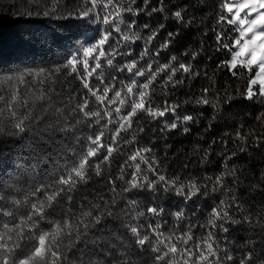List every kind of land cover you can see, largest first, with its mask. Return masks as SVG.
I'll return each instance as SVG.
<instances>
[{"label": "trees", "instance_id": "16d2710c", "mask_svg": "<svg viewBox=\"0 0 264 264\" xmlns=\"http://www.w3.org/2000/svg\"><path fill=\"white\" fill-rule=\"evenodd\" d=\"M137 2L142 4V0ZM163 3L166 9L164 12L152 13L150 16L147 13H141L138 17L125 14L126 20H137L139 27L135 28V31L145 39L151 33L149 29L143 28L144 24H149L152 29H157L163 24L164 28L159 30L157 38L149 45L145 44V39H140L120 47L121 52H127L129 55L116 56L115 69L109 67L102 57V67L97 70L98 73H103L102 78L108 83L113 82L111 77H117L116 86L122 88L120 81L127 83L131 74L126 70L120 72L117 69L130 60H139L140 52L147 47L149 54L139 60L138 67L152 64L155 68L157 65L169 63L171 57L175 56L177 60L172 63L176 67H179L180 63L191 65L193 71L200 75L189 79L187 74L178 72L174 79L183 78L185 83L176 87L171 85L164 87L163 80L166 77L163 73L160 74L149 90L152 106H163L165 101L173 105L178 104L176 114L169 113L159 120L141 115L138 123L134 119L133 130H136L137 143L124 145L121 139L120 151L113 153L110 163L101 165L103 176L97 177L94 172L90 173L91 178L88 183L79 185L78 190L72 193L76 201L73 207L78 210L79 202L83 197L94 200L98 193L107 195L110 187L107 184L108 177L115 178L118 175L120 166L127 159L128 154L138 148L148 147L152 149V152L146 155L149 159L155 157L159 160L161 174L166 175L168 179L179 176L183 183L194 180L201 185L207 184L210 194L197 195L189 200L177 196L175 192H161L158 198H153L148 192L133 190L132 193L125 195L139 201L142 208L159 206L164 209L159 217L153 218L149 215L133 223H141L145 226L144 230H147L146 226L149 223H160L165 235L173 232L179 235L191 228V233L196 238H200L207 235L208 229L199 225L205 224L212 209L216 208L221 200H225L228 205L226 210L234 219L242 220L244 216L249 215L252 218L251 225L246 222L225 223V227L229 229L227 233L218 229L213 230L221 247L231 248L238 259L251 247L259 251L264 246V230L257 223L264 219V191L261 187H254L260 183L259 174L261 170H264V139H260L264 137V126L256 120V116L264 112V106L256 101L245 100L239 95L247 86L249 74L246 70L237 69L238 75L233 76L230 71L217 68L221 61L231 59L229 51L220 48L217 44L213 32V28L220 31L222 27L217 24L220 0H163ZM90 6L86 0H59L58 4L56 0H0V96L10 98L12 92L18 89L21 98L27 96L31 103L32 92L38 94L47 91L55 107L64 109L67 115H77L70 110L83 99L85 90L82 89L76 74L69 75L71 68H66L64 65L68 60L75 58L81 61L77 72H83V49L94 45L106 31L111 29L109 25L103 23L102 6L95 10L98 16L94 14L90 18L80 19L75 16L71 19L61 17H66L74 10ZM152 6H159L157 0H152ZM53 7L56 8L54 13L51 12ZM180 8L185 9L183 22H177L172 17V12ZM29 11L34 13L31 17L27 15ZM37 12L40 15H35ZM44 12H49L50 15L44 16ZM61 24L64 25L63 28L59 27ZM230 27L223 25L226 33L224 43H234V40L239 37L238 32L228 30ZM121 28L123 29L124 25H121ZM53 32L60 38L54 40ZM170 32L176 34L171 44L166 49H160V45L169 38ZM117 36L118 34L113 33L110 38L109 44L112 47H119L116 44ZM109 44H105L104 48L109 49ZM158 50L159 54H157ZM193 56H195L194 59ZM89 63L94 64L95 61H89ZM57 68L60 69L59 72L55 71ZM21 74H24L26 84H20L16 79L11 82L7 80L9 76L19 77ZM208 77H212L215 81L213 91L203 93L202 89L211 86ZM137 79L141 83L144 82L143 78ZM91 83L94 88L102 87L96 75L91 77ZM29 89L32 91L30 92ZM217 94L219 97L217 109L211 105H198L194 102L202 95H207L215 102ZM228 95H231L233 99L227 100ZM88 99L94 111H110L116 106L112 105L108 109H103L95 102L94 97H88ZM185 101L188 102L185 103ZM4 107V102L0 101V108ZM41 107L42 105L38 103L34 114L42 115ZM128 110L130 109L125 107L121 114ZM17 111L24 112L25 109L18 107ZM111 115L113 121H118L119 117L114 111ZM176 115L181 118L184 115H191L194 121L183 124L177 129H164L165 120L171 122ZM78 118L80 123L76 125L74 134L69 133L67 136L60 132L55 134V143L62 145V150H49L48 159H40L39 166L36 165L37 157L29 155L28 145L34 139L31 133H24L19 137L0 133V185H2L0 195L5 197L4 200H0V206L14 212L13 216L0 215V233L4 232V224L11 227L19 222L20 216L26 210H29L28 205L14 208L11 201L15 199L23 201L25 195L34 188L49 183L54 169L63 170L65 166L71 167L87 151L89 147L87 138L90 135L103 131V142L111 143L109 138L118 127L117 123H108L107 116L102 119L93 117L90 121L83 118L82 114H78ZM45 119H55V117H45ZM97 119L99 123H96ZM69 122L75 123L74 120ZM0 126L8 127L6 112L3 117H0ZM183 127H188L190 131L185 133ZM138 128L144 130L141 132ZM237 130L248 137L246 143L235 139ZM249 132L252 135H248ZM121 137L131 138L128 133H121ZM241 147H246L247 151L240 152ZM232 153L236 155L232 156ZM104 154L106 149L101 150L100 159ZM225 156H230L231 159L225 161ZM92 163L93 165L97 163V157L92 158ZM225 163H227V169L224 167ZM147 167L148 165L141 164V168L145 170L149 179H156L153 174L146 171ZM233 169L239 178L238 181L231 176H226V189L211 192L212 182L205 178L209 176L214 178L221 172ZM117 184L121 182L117 181ZM233 197L236 198L237 203H233ZM36 198L30 197L31 200ZM123 203L122 201L121 206ZM237 204L243 208V212L238 210ZM63 206L67 208V202ZM177 210H183L185 213L183 220L179 222L173 220L171 216V213ZM51 217L57 218L55 213H51ZM125 223L127 221L123 219H110L107 222V228L96 233V238L102 237L105 241H114L119 238L128 244L131 234L124 226ZM41 226L49 227L46 221L41 222ZM225 236L229 238L228 241L224 240ZM246 242H250L248 247H242ZM79 247L86 249L89 255L93 252L97 256L102 255L99 246L91 242L87 246L81 244ZM145 247L148 248L147 251L134 250L133 252L132 258L137 264H152L155 253L149 246Z\"/></svg>", "mask_w": 264, "mask_h": 264}, {"label": "snow or ice", "instance_id": "6c2138e0", "mask_svg": "<svg viewBox=\"0 0 264 264\" xmlns=\"http://www.w3.org/2000/svg\"><path fill=\"white\" fill-rule=\"evenodd\" d=\"M157 2L159 6L153 7L152 0H142V4L137 0H86V3L91 5L90 7L74 10L69 12L66 17H61L62 19H71L75 16L80 19L90 18L94 14L98 16L95 10L102 6L103 23L109 25L111 29L106 31L94 45L83 49V72H77L81 61L75 58L68 60L64 65L66 68H71L69 75L76 74L82 89L85 90L83 99L70 110L71 113L77 115H67L64 109L55 107L52 97L47 91L38 94L32 92L31 103L27 96L21 98L18 89L12 92L10 98L0 96V101H3L5 105L4 108H0V117H3L6 112L8 124V127L0 126V133L10 137L31 133L34 139L28 145L29 155L37 157V166H39L40 159H48L49 150H62V145L55 143V134L57 132L64 133L65 136L69 133L74 134L76 125L80 123L78 114H82L83 118L90 121L93 117L102 119L107 116L109 117L108 123L118 124L109 138L111 143L103 142V131L90 135L87 138L89 143L87 151L71 167L65 166L63 170L54 169L49 183L34 188L25 195L23 201L20 199L11 201L14 208L28 205L29 210L20 216L18 223L11 227L8 224L3 225L4 232L0 233V264H137L132 258L133 252L134 250L147 251L148 248L145 246H149L150 250L155 253L152 264H264V246L259 251L255 247H251L238 259L231 248L221 247L214 229L227 233L229 229L225 227V223L241 224L246 222L252 224L250 215L244 216L242 220L234 219L226 210L228 205L225 200H221L220 204L212 209L205 224L199 225V227L208 229L207 235L200 238H196L191 233V228L179 235L175 232L165 235L161 230L160 223H149L146 226L147 230H144L145 226L141 223H133L139 221L141 217L149 215L153 218L159 217L164 212V209L159 206L142 208L139 201L125 195L132 193L133 190L148 192L152 194L153 198H158V194L161 192H175L177 196L189 200L197 195L207 196L210 194L207 184L201 185L194 180L183 183L179 176L168 179L166 175L161 174L159 160L155 157L149 159L146 155L152 152V149L148 147L138 148L128 154L127 159L120 166L118 175L115 178L108 177L107 184L110 187L107 195L98 193L94 200L83 197L79 202L78 210L73 207L76 201L72 193L78 190L79 185L88 183L91 178L90 173L94 172L97 177L103 176L101 165L110 163L113 153L120 151L121 139L124 145L137 143L136 130H133L134 119L138 123L141 115L159 120L169 113L176 114L178 104L173 105L165 101L163 106H152L150 86L157 81L160 74L163 73L166 77L163 80L164 87L168 85L176 87L185 83L183 78L174 79L178 72L187 74L189 79L200 75L193 71L191 65L180 63L179 67H176L172 63L177 60L175 56L171 57L169 63L157 65L155 68L152 64L138 67L139 60L149 54L147 47L140 52L139 60H130L117 69L120 72L126 70L131 74L127 83L120 81L123 85L122 88L116 86L117 77H111L113 82L108 83L102 78L103 73H98L97 70L102 67V57L109 67L115 69L116 56L129 55L127 52H121L119 48L125 47L129 42L145 39L135 31V28L139 27L137 20H126L125 14H129L130 17H138L141 13H147L150 16L152 13L164 12L166 9L163 0H157ZM58 3L59 0H56V4ZM219 8L217 24L222 27L220 31L213 28V32L217 44L220 48L229 51L231 59L221 61L217 68H224L230 71L233 76L238 75L237 69L246 70L249 74L247 86L239 95L245 100L256 101L264 106V0H220ZM55 11L56 8L53 7L51 12ZM184 13L185 9L180 8L172 12V17L177 22H183ZM33 14L31 11L27 13L29 17ZM35 15H40V13L37 12ZM43 15L48 16L50 13L44 12ZM121 25H124L123 29ZM223 25H229L231 26L229 31L239 33V37L234 40V43L223 42L226 36ZM59 27L63 28L64 25L61 24ZM143 28L149 29L151 33L145 39V44L149 45L157 38L159 30L163 29L164 25L161 24L159 28L152 29L146 23ZM113 33L118 34L116 44L119 47H112L109 44ZM175 35V33H168L169 38L160 45V49L168 48ZM52 38L55 40L60 37L53 32ZM105 44H109V49L104 48ZM157 54H159V50ZM194 58L195 56H193ZM89 61H95V63L92 64ZM55 71L59 72L60 69L57 68ZM93 75H96L102 87H93L91 83ZM137 78H143L144 82L141 83ZM14 79L20 84H26L24 74L19 77H7L9 82ZM208 79L211 86L202 89L203 93L213 91L215 81L212 77H208ZM29 91L32 90L29 89ZM109 93L112 94L109 95ZM88 97H94L95 102L103 109H108L112 105L116 106L110 111H94L91 109V101ZM232 99L231 95L227 96V100ZM187 102L185 101V103ZM194 102L198 105H211L214 109L219 107L218 94L215 102L210 100L207 95L196 98ZM38 103L42 105L40 109L42 115L34 114ZM18 107L24 108L25 111L18 112ZM125 107L130 110L121 114ZM112 111L119 117L118 121H113ZM51 116H54L55 119H45V117ZM99 119L96 120V123H99ZM70 120H74L75 123H70ZM256 120L264 126V112H260L256 116ZM193 121L194 117L191 115H184L182 118L176 115V118L171 122L165 120L164 129H177L181 125ZM143 130V128H138V131L142 132ZM183 131L187 133L190 129L183 127ZM121 133H128L131 138H122ZM225 135L228 134L225 133ZM248 135H252V133L249 132ZM247 138L240 130H237L236 140L246 143ZM260 139H264V137H260ZM213 142L215 143V141ZM103 149H106V154L100 159ZM239 151L245 152L247 148L241 147ZM235 155L236 153H232V156ZM93 157H97L95 165L92 163ZM224 159L227 161L231 157L225 156ZM141 164L148 165L146 171L153 174L156 179H149L145 170L141 168ZM224 167L227 169V163ZM226 176H231L236 181L239 179L234 169L221 172L214 178L206 177L207 181L212 182L210 191L225 190L227 187ZM117 181H120L121 184L118 185ZM259 181L260 183L254 187H261V190L264 191V170H261L259 174ZM228 191L231 190L228 189ZM30 197L37 198L31 200ZM4 199L5 197L0 195V200ZM122 201L124 202L123 206H121ZM65 202L68 204L67 208L63 206ZM233 203H237L235 197H233ZM237 208L243 212V208L239 204H237ZM51 213H55L57 218H52ZM0 215L13 216L14 212L0 206ZM171 216L173 220L179 222L183 220L185 213L183 210H177L172 212ZM110 219L127 221L124 226L131 234L128 244L119 238L114 241H105L102 237L96 238V233L107 228V222ZM45 221L49 225L48 228L41 226V222ZM257 223L264 230V219ZM224 240L228 241L229 238L225 236ZM90 242L99 246L102 255L97 256L95 252L89 255L86 253V249L79 247L81 244L87 246ZM190 242L192 243L190 244ZM249 243L246 242L242 247H248ZM94 256L95 258H93Z\"/></svg>", "mask_w": 264, "mask_h": 264}]
</instances>
